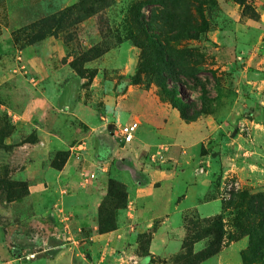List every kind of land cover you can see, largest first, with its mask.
<instances>
[{"label":"rangeland","instance_id":"374dc122","mask_svg":"<svg viewBox=\"0 0 264 264\" xmlns=\"http://www.w3.org/2000/svg\"><path fill=\"white\" fill-rule=\"evenodd\" d=\"M13 16L43 17L14 26ZM44 19H50L46 26L33 27ZM163 76L180 99L205 111L183 119L163 93ZM52 78L79 85L73 117L63 115L72 101L58 109L60 119L82 125V133L66 151L53 153L49 165L60 169L75 160L81 188L77 201L65 200L75 192L50 193L52 182L2 165L0 201L11 212L0 218V264H60L59 254L73 247L81 264L105 260L110 246L95 250L84 240L89 229L77 225L87 215L86 177L104 179L93 209L98 232L107 233L121 217L129 222V188L142 180L141 170H181L184 158L208 159L215 167L221 211L208 218L187 215L180 251L155 263L264 264V0H0V94L27 80L38 86ZM8 101L0 100V108L6 110ZM155 107L165 112L170 132H150L152 122H161L150 116ZM81 110L101 113L102 127L92 132ZM137 116L140 140L152 137L158 144L167 135V141L146 153L116 146L112 126ZM12 120L7 110L0 116V148L15 130ZM36 133V127L20 130L16 143L34 145ZM151 231L138 234V257L125 262L150 257ZM110 252L119 257L122 251Z\"/></svg>","mask_w":264,"mask_h":264},{"label":"crops","instance_id":"0c3cea01","mask_svg":"<svg viewBox=\"0 0 264 264\" xmlns=\"http://www.w3.org/2000/svg\"><path fill=\"white\" fill-rule=\"evenodd\" d=\"M40 17L43 16H13L11 20L13 25L16 26L17 23L39 19ZM18 85L13 88L11 93L0 94L2 97L0 100H4V102L9 100L10 106H6V110L9 115L14 116L13 123H11L15 128L14 132L4 139V147L0 148V168L2 165L21 166L23 170H27L28 175H32L33 180L52 182L50 193H53L54 190L55 193L62 190L74 191L75 193L72 196L66 195L65 200L75 202L79 195L78 189L81 188L79 186L81 174L76 172L78 167L76 161L70 158L60 169H54L50 167L49 159L56 151H66L71 142L81 136L82 125L73 127L64 117L66 115L73 117L70 114H73L72 112L77 107L75 101H77L79 94L77 88L79 85L72 78L69 81L57 78L47 79L38 86L27 80L26 83H19ZM66 100L72 102L68 104V112L63 111L64 118L60 119L62 114L59 112L58 105ZM14 102L22 104L21 110H15L12 107L15 104ZM6 110L0 108V116H3ZM167 111L173 117H177L176 110ZM152 113L150 116L161 122H155L154 125L152 122L150 132H158L163 129L170 132L171 128L166 125L164 119L165 112L155 107ZM100 115L101 113L98 111H95L93 116L86 115L82 110L78 113L80 120L92 132H96L98 127H102L98 123ZM141 116L145 119L148 115L142 114ZM133 121H137L140 126L139 116L127 119L122 124ZM118 124L121 123L112 126L110 135L112 142L121 149L129 148L132 151L136 149L146 153L149 150H155L167 141L168 136L164 135L165 141L155 144L149 141L152 137H148V141H144L140 140L138 138L139 133H136L133 142L129 144L118 143L112 136ZM33 127L37 129L38 142L34 145L27 142L16 143L20 137V130L29 131ZM178 162L182 166L181 170L170 168L159 170L150 166H146L145 169L141 170L142 180L132 181V186L129 188L132 198L129 204V222L126 221L122 224L121 217L117 229L107 233L98 232L93 209L94 204L98 201V195L104 190V179L102 177L98 179L95 176L85 182V184H89L86 186L90 187V192L87 194L89 203H86L82 208L87 215H82L80 220H77V225L81 229H89V236L84 240H88V243L92 244L95 250L107 244L110 246V250L115 248L122 251L117 257L113 254L114 252L111 254L109 248L104 247V249H107L105 251L106 258L104 260V256H102L98 264H107L108 262V264H122L127 257H138L139 244L136 240L138 234L150 229L152 230V236L148 249L151 255L150 257H139L138 264H158V262L155 263L157 260H168L181 249L186 235L185 217L187 215L196 214L202 218H208L219 214L222 205L219 188L214 180L215 167L208 159L202 158H184L181 161L178 160ZM169 163L167 160L165 166H168ZM205 163L206 166L203 165ZM201 165L206 169L205 173L200 172ZM91 167L93 168L94 165ZM6 211L11 212L5 203L3 204L0 201V218ZM80 257V250L73 247L70 253L59 254L58 260L60 264H76L77 262L81 264ZM152 258L154 262L150 263ZM123 264L129 263L126 261Z\"/></svg>","mask_w":264,"mask_h":264},{"label":"trees","instance_id":"16d2710c","mask_svg":"<svg viewBox=\"0 0 264 264\" xmlns=\"http://www.w3.org/2000/svg\"><path fill=\"white\" fill-rule=\"evenodd\" d=\"M50 19H44L39 22L34 23L33 27H39V26H46V24L49 22ZM161 88L163 90V93L165 95L170 96L171 98V105L173 108L178 109L181 117L183 119L192 120L194 119L198 114H201L205 111V107L203 106L200 110L192 109L189 104L184 102L182 99L178 97V93L175 89L170 90L166 77L163 76L162 82H161ZM254 227V225H252ZM185 240V244H186ZM262 245L264 246V242H262Z\"/></svg>","mask_w":264,"mask_h":264},{"label":"built area","instance_id":"2783aa9c","mask_svg":"<svg viewBox=\"0 0 264 264\" xmlns=\"http://www.w3.org/2000/svg\"><path fill=\"white\" fill-rule=\"evenodd\" d=\"M138 127H139V123L137 121L116 125V130L112 136L114 140L118 143L129 144L133 142V140L135 139V135L137 133ZM94 177H95L94 174H89L86 177L85 182H88L90 179H93Z\"/></svg>","mask_w":264,"mask_h":264}]
</instances>
